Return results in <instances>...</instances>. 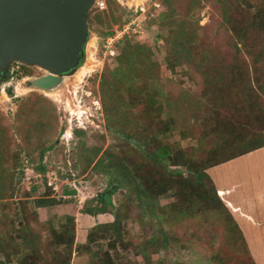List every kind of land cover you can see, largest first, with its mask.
<instances>
[{"label":"trees","instance_id":"16d2710c","mask_svg":"<svg viewBox=\"0 0 264 264\" xmlns=\"http://www.w3.org/2000/svg\"><path fill=\"white\" fill-rule=\"evenodd\" d=\"M171 1L162 0L163 4ZM222 3L223 19L233 35V56L211 51L191 29L166 40L168 67H187L184 74L199 85L198 95L190 97L182 92L177 95V102L165 95L150 50L125 41L117 56L118 67L114 71L106 67L101 79L107 127L113 132L116 145L88 150L87 132L76 129L74 134L83 155L79 158L81 165L75 167L81 173L92 169L113 176L112 183L117 188L113 194L125 190L127 198H136L141 211L149 214L158 199L166 197V213L184 227H193L191 236L212 247L214 257L208 259L210 264H255L242 230L218 195L208 170L264 148V0ZM165 16L166 13H160L156 18L149 17L150 23L158 25ZM94 21L106 27V38L113 35L105 12L93 16L90 11L88 22ZM243 52L248 58L242 56ZM53 116L52 104L37 93L22 99L15 115L16 135L32 146L31 152L25 151L26 156L37 161L33 170L44 175L46 155L59 146L58 141L51 139L55 130ZM4 130L0 119V201L12 199L17 192L15 179L24 151L10 145ZM173 135L177 138L174 141ZM184 141L190 142L189 146L183 147ZM62 192L75 194L67 188ZM110 195L105 191L93 200V207L86 203L83 208L89 215L114 217L112 222L93 227L84 244L76 242L74 216H67L59 228L41 222L38 210L55 208L65 201L52 196L51 188L34 199L31 212L27 213L26 206H22L23 222L18 233L5 222L13 219L0 216V264H72L74 253L81 254L84 249L92 252L93 244L107 240L106 249L99 248L91 254L90 264H118L111 251L118 252V244L125 250L130 246L124 240L129 234L124 225L131 208L116 207ZM33 223L38 228H32ZM40 225L50 232L45 241L41 239ZM219 241L214 249V242ZM170 244V237L161 228L157 238L147 240L141 247L161 254L158 264H183L167 259ZM226 246H237L238 254H228ZM223 253L227 256L221 257ZM141 254L145 263L150 264V257Z\"/></svg>","mask_w":264,"mask_h":264},{"label":"rangeland","instance_id":"374dc122","mask_svg":"<svg viewBox=\"0 0 264 264\" xmlns=\"http://www.w3.org/2000/svg\"><path fill=\"white\" fill-rule=\"evenodd\" d=\"M223 1L172 0L171 3L163 4L162 0H106L107 8L103 12L107 14V21L111 24L113 34L123 30L124 25H128V33H124L120 40L108 46L106 27L100 26L97 21L91 22L89 38L84 50V61L80 67L82 69L80 71V68L78 69L76 76L65 78L59 88L48 95L34 90L31 86V80L40 77V74L44 73L43 70L27 67L21 63L12 64L8 76L0 84V119L10 145L24 151L20 155V172H17L15 179L17 192L12 199L0 201V216L13 219V222L5 220L9 229L18 233L23 222L22 206H26L27 213L31 212L34 210V199L51 188L52 196L65 201L55 208L38 210L41 222L51 223L55 228H59L67 216H74L76 242L84 244L93 227L114 220L111 214L89 215L83 212L86 203L93 207L96 204L93 200L99 194L109 191L110 200L116 207L122 206L123 210L131 208L130 218L124 225L129 233L128 238L124 240L128 241L130 246L125 250L118 244V252L111 251L118 264L128 261L147 264L141 253L150 257V264H158L162 255L155 254L151 250L144 251L141 245L147 240L157 238L161 228L167 232L171 242L167 259L183 264H210L208 259L214 257L212 247L206 242L199 243L191 236L193 227H184L166 213L169 211L166 197L158 199L157 206L149 214L145 210L141 211L136 198L130 201L125 190H117L113 194L112 191L117 189L116 184L112 183L113 176L92 169L81 173V169L75 166L83 153L74 133L76 129H84L87 132L85 141L88 150L91 147L93 149L101 147L105 150L109 146L116 145L117 140L107 127L101 79L106 67L112 71L118 67L117 56L122 52L126 40L143 46L145 51L150 50L165 95H169L175 102L178 101L177 95L182 92L190 97L198 95L199 85L184 74L187 67L176 66L174 69L168 67L166 40H171L179 32H189L191 29L199 38L206 41L211 51L233 56L234 49L232 45L230 46L233 35L222 16ZM243 1L245 0H240L241 4ZM197 2L200 4L198 5ZM98 13L100 11L92 12V15L96 16ZM160 13H166L160 24L150 23L149 17L156 18ZM113 20L117 22L113 23ZM242 56L248 58L246 52H243ZM32 93L45 97L55 109L53 116L55 130L51 139L54 142L58 141L59 146L49 152L44 159L43 163L47 168L45 175L33 170L37 161L33 162L25 153V151L31 152L32 146L15 133V115L22 99ZM135 110L137 111L138 108ZM171 139L174 141L177 138L173 135ZM189 144L190 142L187 141L181 143L183 147ZM36 155L37 153H34V156ZM208 173L215 181L218 195L242 230L255 264H264V148L213 167ZM33 188L37 189L36 193L31 192ZM65 188L74 190L75 194L63 195L62 191ZM226 190L229 191V195L226 194ZM30 192L32 194L28 196L27 193ZM236 207H239L238 211L247 217H241ZM140 215L141 219L138 218ZM216 223L222 225L223 222L216 219ZM31 227L38 228V225L33 223ZM41 229V239L45 241L49 238L50 232L45 227ZM21 241L19 239L17 242ZM108 242L107 240L100 245L93 244L92 252L84 249L81 254L74 253L72 264H90L91 254L99 248L106 249ZM219 245L220 241L214 242V249ZM224 249L228 254L230 252L238 254L237 246H226ZM227 253H223L221 257L227 256Z\"/></svg>","mask_w":264,"mask_h":264},{"label":"water","instance_id":"95a60500","mask_svg":"<svg viewBox=\"0 0 264 264\" xmlns=\"http://www.w3.org/2000/svg\"><path fill=\"white\" fill-rule=\"evenodd\" d=\"M97 1L0 0V82L13 63L43 70L31 86L45 94L59 88L63 75H75Z\"/></svg>","mask_w":264,"mask_h":264},{"label":"built area","instance_id":"2783aa9c","mask_svg":"<svg viewBox=\"0 0 264 264\" xmlns=\"http://www.w3.org/2000/svg\"><path fill=\"white\" fill-rule=\"evenodd\" d=\"M106 8H107L106 0H102V1H97L95 3V6L92 7L91 11L92 12L104 11ZM127 26L128 25H124L123 30L116 31V34H113L107 38L106 43L108 44V46H111V44L120 40V38H122L125 35L124 33H126V32L128 33Z\"/></svg>","mask_w":264,"mask_h":264},{"label":"flooded vegetation","instance_id":"af4514ba","mask_svg":"<svg viewBox=\"0 0 264 264\" xmlns=\"http://www.w3.org/2000/svg\"><path fill=\"white\" fill-rule=\"evenodd\" d=\"M128 1H129V0H128ZM88 24H89V22H88ZM83 61H84V55L81 56V63H80V66L82 65ZM80 66H79V67H80ZM11 67H12V66H11ZM10 70H11V69H10ZM10 70H9V72H10ZM9 72H8V73H9ZM8 73H7L6 77L8 76ZM44 73H45V72H44ZM44 73L40 74V76L44 75ZM6 77L3 78L2 81H4V80L6 79ZM65 78H66V76L63 75V79H65ZM2 81L0 82V84L2 83Z\"/></svg>","mask_w":264,"mask_h":264},{"label":"crops","instance_id":"0c3cea01","mask_svg":"<svg viewBox=\"0 0 264 264\" xmlns=\"http://www.w3.org/2000/svg\"><path fill=\"white\" fill-rule=\"evenodd\" d=\"M263 149V148H262ZM259 150H261V149H259ZM255 152V151H254ZM221 191V190H220ZM226 194H228L229 195V191L228 190H226ZM237 211L239 210V207H236L235 208ZM238 214H240V216L241 217H247L245 214H243V213H241L240 211H238ZM249 219H250V217H248Z\"/></svg>","mask_w":264,"mask_h":264},{"label":"bare ground","instance_id":"6f19581e","mask_svg":"<svg viewBox=\"0 0 264 264\" xmlns=\"http://www.w3.org/2000/svg\"><path fill=\"white\" fill-rule=\"evenodd\" d=\"M81 69H82V68H80L79 71H80ZM79 71H78V72H79ZM76 75H77V74H76ZM76 75H75V76H76ZM48 94H51V93H46L45 95H48Z\"/></svg>","mask_w":264,"mask_h":264}]
</instances>
